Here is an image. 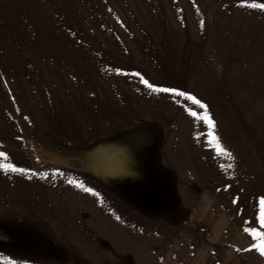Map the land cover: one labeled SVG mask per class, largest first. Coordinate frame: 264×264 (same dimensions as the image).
<instances>
[{"label": "rangeland", "instance_id": "rangeland-1", "mask_svg": "<svg viewBox=\"0 0 264 264\" xmlns=\"http://www.w3.org/2000/svg\"><path fill=\"white\" fill-rule=\"evenodd\" d=\"M253 3L264 0H0V220L10 209L2 183L10 169L1 167L8 150L55 151L62 134L73 142L106 138L141 119L160 131L167 159L184 177L168 161L184 201L168 225L167 249L155 248L161 264L264 256V9ZM158 139L138 130L103 148H114L117 158L104 162L116 166V186L129 189L123 201L137 209L173 203L133 193L145 185L175 194L161 181ZM132 168L142 185L122 178ZM164 236L157 231L152 241ZM47 244L0 229V264L67 259Z\"/></svg>", "mask_w": 264, "mask_h": 264}, {"label": "crops", "instance_id": "crops-1", "mask_svg": "<svg viewBox=\"0 0 264 264\" xmlns=\"http://www.w3.org/2000/svg\"><path fill=\"white\" fill-rule=\"evenodd\" d=\"M140 121L142 120L134 119L131 123L118 126L122 131L132 129L123 131L124 133H112L106 138L97 134L94 138L73 142L65 139L66 135L62 134V139L52 142L53 145L57 144V147L54 146L57 148L55 151L51 146V150L42 152L40 149L34 151L31 148L25 157L7 149L6 156L1 158V167L12 165L25 171H12L8 168L10 171L2 174V183L6 186V191L3 192L10 209L4 210L5 214L2 213L1 217L4 219L0 220V229L15 228L21 233H31L37 242L44 244L46 240L50 243L49 246L47 244V249L56 247L60 256L64 253L63 256L67 257L66 260L60 261L59 257L48 256L49 264H109L105 258L112 259V264H121L114 260L115 257L120 258V255L129 261V264H136L137 261V264H161V252L155 250L167 249L168 225L172 216L181 211L178 206L184 201L178 193L177 183L174 182L175 176L172 179L168 175V161L170 164L174 163L173 167L177 173L183 179L184 177L179 163L167 159V149L160 131ZM138 130L157 133L160 154L158 169L164 177L161 181L171 182L175 194L168 198L166 193L146 190L145 185L144 192L132 190L144 200H173L172 204L159 210L137 209L123 201L129 198L121 196V193L125 190L128 192L129 189L123 190L116 186L118 182L115 183L113 179L116 166L108 168L104 162L108 157L111 160L117 158L113 147L103 150L106 145L126 133ZM118 169L122 170L121 167ZM104 174L110 175L109 179H106ZM122 178L129 186L132 182L142 185V181L135 180L137 177L132 179V175L122 174ZM180 183L191 184L186 180ZM15 208L18 210H13ZM157 231L165 234L164 241H152V234ZM120 242H124L126 247H121ZM31 258L32 264H40L39 255ZM239 261L235 264H264V256H244Z\"/></svg>", "mask_w": 264, "mask_h": 264}, {"label": "snow or ice", "instance_id": "snow-or-ice-1", "mask_svg": "<svg viewBox=\"0 0 264 264\" xmlns=\"http://www.w3.org/2000/svg\"><path fill=\"white\" fill-rule=\"evenodd\" d=\"M251 6L253 8L264 9V4H256V3H253ZM143 82L149 88H152L154 91H162V92H166V93H177L180 96H185L188 99H192L194 101V103H196V104H201V102L199 100H197L194 96L189 95V93H187V92L178 91V89H176V88H167V87H165V88H158L155 84L149 83L148 80H144ZM201 107L206 108L207 105L201 104ZM192 114L195 115L196 113H192ZM205 119H207L209 125H212L213 121L211 120V118L205 117ZM0 155H3V153H0ZM5 167L6 168H10L12 171H25L24 169H17L15 167H13L12 165H5ZM87 190L90 191V192L92 191V189H87ZM262 222H264V221H262ZM261 235H264V234H261ZM260 251H261L262 254H264V247H260ZM13 264H14V262H13Z\"/></svg>", "mask_w": 264, "mask_h": 264}, {"label": "trees", "instance_id": "trees-1", "mask_svg": "<svg viewBox=\"0 0 264 264\" xmlns=\"http://www.w3.org/2000/svg\"><path fill=\"white\" fill-rule=\"evenodd\" d=\"M130 171H131L132 179H135V178L137 177V179H135V180H137V181H142V179H141V178H138V175H137L138 172H139V170H136V171H135V170L131 169ZM134 175H135V176H134ZM148 180L152 182L151 179L148 178ZM151 192H152V191H151Z\"/></svg>", "mask_w": 264, "mask_h": 264}]
</instances>
